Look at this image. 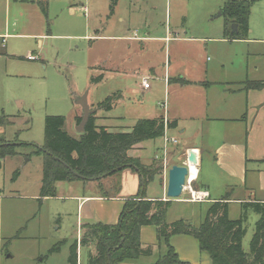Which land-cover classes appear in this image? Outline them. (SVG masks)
Listing matches in <instances>:
<instances>
[{
    "label": "rangeland",
    "instance_id": "1",
    "mask_svg": "<svg viewBox=\"0 0 264 264\" xmlns=\"http://www.w3.org/2000/svg\"><path fill=\"white\" fill-rule=\"evenodd\" d=\"M75 1L74 4L78 1L84 3L86 14L80 7H71L74 9L71 14L69 9L73 2L49 0L47 18L42 19V23L36 6L31 5L27 11L21 7L12 8L6 14L2 5L4 0L0 5V32L31 35L6 36L4 44L0 39V116H6L11 123L7 127H0V140L17 144L15 155L4 159L0 168V264H68L69 248L81 238L78 225L81 213L78 203L72 198L75 195L69 193L67 188L72 186L73 192H77L92 183H63L56 190L55 198L39 197L44 156L37 150L43 146L47 116L64 117L65 130L78 138L80 132L73 117L75 110H83L79 101L85 97L87 105L96 109L94 103L103 102L117 90H122L124 98L109 116L120 119L112 120V124H106L104 119L99 120V125L129 130L138 119L152 116L151 108H155L156 114L163 112L158 105L165 99L163 92L138 98L123 90L130 80H106L104 65L113 47L117 48L115 51L119 60L133 51V46L127 51L125 43L118 44L107 37L121 35L123 30L131 36L133 30H137L138 37L146 35L148 31L152 32L151 37H162L167 31H175L180 37L219 39L224 26L231 30L234 26L227 22L222 12L228 0H116L118 4L114 15L109 9L114 0H94L91 3L89 0ZM119 18L123 19L122 23L117 22ZM15 20L16 27H13L11 23ZM43 24L45 27H42ZM47 24L50 37L45 36ZM248 26L250 37L264 38V0H255L252 4ZM40 31L43 37L32 36ZM38 41H41V45ZM2 45L6 47L5 50ZM206 45L207 41L176 46L171 43L167 44L165 53L164 43H146L140 58L143 65L151 63L156 72L162 70V73L168 65L170 70L188 69L191 66L189 54L197 62L206 58L214 65L223 59L222 64L226 69H234L237 64H232L233 60L249 46L230 43ZM10 55L15 57L11 58ZM28 56L34 60L28 61ZM144 79H148L152 88L157 85L163 88L162 83L153 78L149 81V77L142 78L141 85ZM104 112L102 110L101 115ZM161 142L156 141V145ZM144 155L142 161L146 162ZM150 155L149 152L148 157ZM172 163L168 156L167 160L156 161L152 166L163 171ZM151 188L158 192L157 183ZM95 191L99 190L95 188ZM177 206L179 208L175 205L170 207L165 220L171 221L175 215L186 217L188 212L194 210L193 225L198 226L204 220V205L200 208L196 205L194 210ZM240 214V205L230 206L231 220L238 219ZM258 219L257 214L248 212L242 240L245 253L249 252ZM59 243H63L60 251L50 254V250ZM159 246L160 249L157 245L151 254L138 258V261L127 262L153 264L165 251L162 244ZM94 253V245L79 248L78 264H87L89 254ZM198 263H202V258H198Z\"/></svg>",
    "mask_w": 264,
    "mask_h": 264
},
{
    "label": "crops",
    "instance_id": "2",
    "mask_svg": "<svg viewBox=\"0 0 264 264\" xmlns=\"http://www.w3.org/2000/svg\"><path fill=\"white\" fill-rule=\"evenodd\" d=\"M89 1L91 3L94 0ZM115 1H112L109 6L112 15L115 14V8H117L119 0ZM1 2L2 0H0V5ZM63 2H73L69 9L71 14L74 12L71 7H80L81 11L85 14L87 13V7L80 1L76 4H74L75 0H63ZM2 5L6 14L12 8L21 7L27 11V8L31 5L36 6L40 11V21L42 23V19L47 18L49 0H4ZM117 22L122 23L123 19L119 18ZM11 24L16 27V20ZM48 26L47 24L46 37L51 36L49 29L47 30ZM42 27H45V24ZM123 31L124 33L121 35H112L107 38L118 44L125 43L127 51H130L133 46V51L124 59L119 60L117 51H115L117 48L113 47L111 53H108L104 65L106 80H130L123 90L128 91L131 96H138V98L145 94L153 95L163 92L165 99L158 104L160 111L163 109L162 114L159 111L156 114L155 108H151V114L153 115L144 119L162 117L165 122L168 121L175 124V128L166 129L164 133L165 136L175 140L176 143L165 145L163 134L161 138L133 146L128 152L129 157L138 159L146 166L156 164V161L160 162L165 160V158L167 160L168 156L173 162L169 168L164 167L163 171L156 175L153 181L146 186L143 195L144 200L170 201L166 211L167 217L172 205L176 207L181 205L187 209H193L196 205H199L198 207L200 208L201 205H204L203 211L206 212L213 203L221 202L225 196H228L226 201L228 203V217L230 206L233 204L240 205V209L243 203L257 202L264 204V38L250 37L249 26L248 36L245 39L238 40H230L225 37V26L222 37L219 39H202L194 36L180 37V34L175 31H167L162 37H151L152 32L148 31L146 35L138 37L137 30H133L131 36L126 35L125 30ZM6 36L26 37L31 35L3 34L0 32L2 44H4ZM32 36L43 37L44 35L40 31ZM206 41L207 45L208 43L221 45L230 43L232 45L249 46L245 47V50L233 60L232 64H237L234 69H226L222 64L223 59H220L218 65H214L210 64V60L206 58H204V61L197 62V59H192V55L189 54L191 56V66L188 69L177 68L170 70V65H168L163 73L162 70L159 73L155 71L151 63L143 65V60L140 58L141 50L145 49L146 43L162 42L164 43V51L167 53V44L171 45L172 43V45L176 46ZM38 43L41 45V41H38ZM2 48L6 49L4 45H2ZM10 56L11 58L15 57L13 55ZM144 77H149V81L150 78L156 79L162 83L163 88L159 85L152 88V84L149 83V87L143 89L141 79ZM250 82L261 85L257 88H246ZM123 98L122 90H117L107 96L106 99L111 101V107L102 115V110L97 109V105L101 102L93 104L96 109L89 107L94 113L96 112L97 120L95 124L99 127H106L112 132L130 131L135 123L141 119H138L129 130H120L118 126L98 124V121L103 119L106 124L111 123L112 120L120 119V117L116 118L109 115L123 101ZM82 115L83 110H75L73 117L75 125L76 118H82ZM158 140L162 142L156 145ZM144 151L145 153H143ZM164 151L166 156L162 159ZM149 152L151 153L150 157H148ZM171 152L174 153L170 155ZM143 154L146 156V162L142 161ZM188 154L189 156H194L197 161L195 178L191 186L193 190L208 193L206 202L191 203L187 201L188 193L184 191V188L179 199L168 200L166 197L169 169L172 166L188 165ZM115 175L110 176L112 179L103 178L99 181H89L92 184L84 186L77 192H73L72 186H68L69 193L75 195L72 198L78 203V210L81 213L79 217L80 223L78 224L80 233H83L81 227L86 224L102 223L115 225L118 222L124 202L127 199L136 197L139 193L140 178L135 171L127 168L119 172V175ZM63 183L71 185L78 182H57L55 183V190L59 189V186ZM155 183L158 184V192L156 193L151 188ZM85 187L87 190H85ZM95 188L99 190V193L95 191ZM193 213H195V210L188 212L186 217L175 215L171 218L173 220L165 221L167 224H171L182 220L194 226L192 222ZM139 240L144 249L151 247V252L154 251L157 245L159 249L161 247L159 246L161 243L157 240L156 229L153 226L141 227ZM169 245L182 263L199 264L198 258H202L203 264H208L209 262L211 264L208 254L200 250L197 241L193 237L175 235L169 239ZM163 246L165 247L164 244H162V248H164ZM79 248L82 247L78 245ZM205 258L207 260L203 261ZM121 264H134V262L128 263L124 261Z\"/></svg>",
    "mask_w": 264,
    "mask_h": 264
},
{
    "label": "trees",
    "instance_id": "3",
    "mask_svg": "<svg viewBox=\"0 0 264 264\" xmlns=\"http://www.w3.org/2000/svg\"><path fill=\"white\" fill-rule=\"evenodd\" d=\"M255 0H231L224 3L222 12L227 22L236 30L225 27V37L230 40L245 39L248 36L250 8ZM95 81V80H93ZM250 82L246 88L259 87ZM110 99L97 105L106 111ZM95 113L89 115L84 131L78 138L65 130V119L61 116H47L44 121V142L37 153H43L42 181L40 198L55 197V183L74 181H99L132 169L140 178V191L134 198L124 202L123 209L115 225L102 223L86 224L79 241L69 248L68 264H78V245H94L95 254H89L88 264H121L134 261L151 254V248L141 246L139 236L143 226L156 229L157 240L165 245V252L153 264H188L177 258L169 239L175 235L193 237L201 251L206 252L211 264H264V204L257 202L241 204L238 219L228 217V196L221 202L213 203L205 213L204 220L197 227L179 220L171 224L165 221L170 201L144 200V190L161 173V168L146 166L138 159L128 156L133 146L161 138L167 130L175 128L174 123L163 118L141 119L128 132H112L106 127L97 126ZM81 118H76L78 125ZM11 123L6 116H0V127ZM166 126V127H165ZM16 143L0 140V168L4 159L15 155ZM75 174L80 176L77 177ZM259 216L255 232L249 244V252L242 249L245 236L244 224L248 212ZM63 243L55 245L50 254L60 251Z\"/></svg>",
    "mask_w": 264,
    "mask_h": 264
},
{
    "label": "water",
    "instance_id": "4",
    "mask_svg": "<svg viewBox=\"0 0 264 264\" xmlns=\"http://www.w3.org/2000/svg\"><path fill=\"white\" fill-rule=\"evenodd\" d=\"M236 30V26L234 25L232 27V32ZM79 104H81L83 108V115L81 118V121L78 126V131L82 133L84 131V126L87 122V119L89 115L94 113L93 110L89 109V106L86 103L85 97H83L80 101ZM189 156L187 157V161H192L194 162V156ZM197 166V163L195 164V167ZM188 167H190L188 165ZM186 166H172L169 171H168V181H167V189H166V197L168 200H176L179 199L182 195V189L185 184V177L189 173V168ZM77 177L81 178L77 174H75Z\"/></svg>",
    "mask_w": 264,
    "mask_h": 264
},
{
    "label": "built area",
    "instance_id": "5",
    "mask_svg": "<svg viewBox=\"0 0 264 264\" xmlns=\"http://www.w3.org/2000/svg\"><path fill=\"white\" fill-rule=\"evenodd\" d=\"M27 59L28 60H34V58L31 57V56H28ZM148 87H149L148 79H144L142 81V88L143 89H147ZM165 131H166V128H165ZM164 142H165V145L168 144V143H176L175 140L170 139L167 136H165V133H164ZM165 156H166V154H165V151H164V154L162 156V159L165 158ZM186 167H188V165H186ZM188 170H189V173H188L187 177L185 178V184L183 186L184 191L188 193V199H187V201H189L191 203H202V202H206L207 199H208V193L207 192H203V191L193 190V188L191 186V183H192V181H193V179L195 177L192 178L191 175H190V168Z\"/></svg>",
    "mask_w": 264,
    "mask_h": 264
},
{
    "label": "bare ground",
    "instance_id": "6",
    "mask_svg": "<svg viewBox=\"0 0 264 264\" xmlns=\"http://www.w3.org/2000/svg\"><path fill=\"white\" fill-rule=\"evenodd\" d=\"M192 157V156H191ZM190 157V158H191ZM194 160H195V158H194ZM197 163V161L195 160L194 162L192 161V159L190 160V161H187V164L190 166L189 168H190V175H191V177L192 178H194L195 177V169H196V167H195V164Z\"/></svg>",
    "mask_w": 264,
    "mask_h": 264
}]
</instances>
